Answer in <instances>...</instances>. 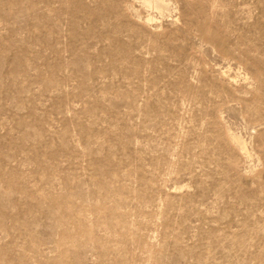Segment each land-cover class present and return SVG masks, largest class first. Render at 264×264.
<instances>
[{"label": "rangeland", "instance_id": "obj_1", "mask_svg": "<svg viewBox=\"0 0 264 264\" xmlns=\"http://www.w3.org/2000/svg\"><path fill=\"white\" fill-rule=\"evenodd\" d=\"M0 264H264V0H0Z\"/></svg>", "mask_w": 264, "mask_h": 264}, {"label": "bare ground", "instance_id": "obj_2", "mask_svg": "<svg viewBox=\"0 0 264 264\" xmlns=\"http://www.w3.org/2000/svg\"><path fill=\"white\" fill-rule=\"evenodd\" d=\"M148 2H150V0H147Z\"/></svg>", "mask_w": 264, "mask_h": 264}]
</instances>
